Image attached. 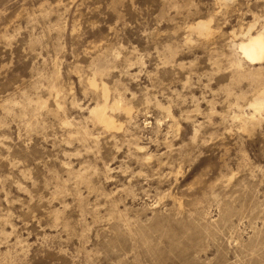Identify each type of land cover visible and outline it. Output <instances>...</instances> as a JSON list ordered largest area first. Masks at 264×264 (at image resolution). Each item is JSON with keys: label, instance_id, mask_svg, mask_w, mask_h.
I'll return each mask as SVG.
<instances>
[{"label": "rangeland", "instance_id": "obj_1", "mask_svg": "<svg viewBox=\"0 0 264 264\" xmlns=\"http://www.w3.org/2000/svg\"><path fill=\"white\" fill-rule=\"evenodd\" d=\"M264 0H0V264H264Z\"/></svg>", "mask_w": 264, "mask_h": 264}, {"label": "bare ground", "instance_id": "obj_2", "mask_svg": "<svg viewBox=\"0 0 264 264\" xmlns=\"http://www.w3.org/2000/svg\"><path fill=\"white\" fill-rule=\"evenodd\" d=\"M243 52L251 62H259L264 58V37L261 35L243 45Z\"/></svg>", "mask_w": 264, "mask_h": 264}]
</instances>
